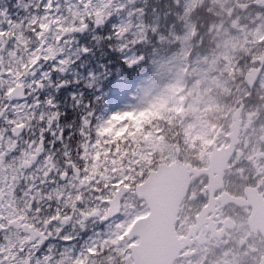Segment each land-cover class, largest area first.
Returning <instances> with one entry per match:
<instances>
[{"label":"clouds","instance_id":"9594fccd","mask_svg":"<svg viewBox=\"0 0 264 264\" xmlns=\"http://www.w3.org/2000/svg\"><path fill=\"white\" fill-rule=\"evenodd\" d=\"M0 264H264V0H0Z\"/></svg>","mask_w":264,"mask_h":264}]
</instances>
